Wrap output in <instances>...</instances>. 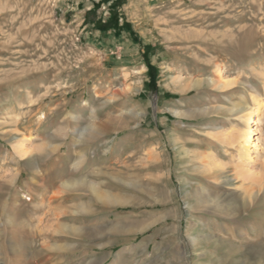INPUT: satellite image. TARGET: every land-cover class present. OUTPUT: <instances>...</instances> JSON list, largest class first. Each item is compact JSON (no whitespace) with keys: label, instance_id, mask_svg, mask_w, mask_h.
I'll use <instances>...</instances> for the list:
<instances>
[{"label":"rangeland","instance_id":"obj_1","mask_svg":"<svg viewBox=\"0 0 264 264\" xmlns=\"http://www.w3.org/2000/svg\"><path fill=\"white\" fill-rule=\"evenodd\" d=\"M0 264H264V0H0Z\"/></svg>","mask_w":264,"mask_h":264},{"label":"bare ground","instance_id":"obj_2","mask_svg":"<svg viewBox=\"0 0 264 264\" xmlns=\"http://www.w3.org/2000/svg\"><path fill=\"white\" fill-rule=\"evenodd\" d=\"M194 83H198V82H194ZM217 84V87L218 88H220V87H223L224 86V83L223 82H220V81H214L213 79H209V80H207V82H206V84H208V85H213V84ZM200 84V83H199ZM245 109V108H244ZM249 134H247L246 135V137H245V139H244V141H243V143H244V148H242V151H243V154H244V156H249V147H248V145H249V138H247V136H248ZM81 161V160H80ZM78 183H80V182H69V183H67V184H65L64 185V187L65 188H70V187H74L75 185H77ZM80 184H83V185H85L86 186V183H80ZM87 186H88V188L90 189V191L91 192H93V193H95L96 195H97V197L99 198V199H101V200H103V201H105V202H107V203H109V204H115V203H118V200H117V198L115 197V196H111V195H102V196H100L99 194H98V192H97V190L94 188V186L93 185H91V184H89V183H87ZM218 196L217 195H211V194H207V193H205L203 196H202V199L201 200H199L198 202H200V204L204 201L205 203H212V205H216L215 203L217 202V200H218ZM200 204H198V205H195L194 207H191V210L193 211V210H196L197 208H199V205ZM207 236L206 235H204V236H201V235H199V234H196L193 238H192V242H196L199 238H206ZM205 256L207 255V254H204Z\"/></svg>","mask_w":264,"mask_h":264},{"label":"trees","instance_id":"obj_3","mask_svg":"<svg viewBox=\"0 0 264 264\" xmlns=\"http://www.w3.org/2000/svg\"><path fill=\"white\" fill-rule=\"evenodd\" d=\"M116 6H118L117 4H114L111 6L112 8H115ZM108 23H111L112 28H116L118 27V17L116 14H112L110 17V20L108 21Z\"/></svg>","mask_w":264,"mask_h":264}]
</instances>
